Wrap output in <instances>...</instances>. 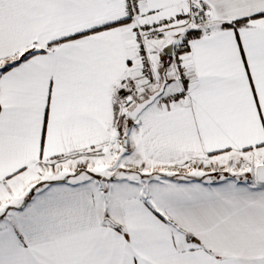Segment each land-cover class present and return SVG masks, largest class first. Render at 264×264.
Here are the masks:
<instances>
[{"label":"snow or ice","instance_id":"1","mask_svg":"<svg viewBox=\"0 0 264 264\" xmlns=\"http://www.w3.org/2000/svg\"><path fill=\"white\" fill-rule=\"evenodd\" d=\"M0 264H264V0H0Z\"/></svg>","mask_w":264,"mask_h":264}]
</instances>
